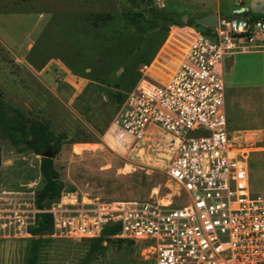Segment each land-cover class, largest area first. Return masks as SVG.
Segmentation results:
<instances>
[{
  "label": "rangeland",
  "instance_id": "obj_1",
  "mask_svg": "<svg viewBox=\"0 0 264 264\" xmlns=\"http://www.w3.org/2000/svg\"><path fill=\"white\" fill-rule=\"evenodd\" d=\"M199 10L193 0H0V99L19 119L65 135L51 158L63 193L93 204L175 194L163 174L162 136L120 149L111 121L184 28L202 30L190 24ZM257 53L225 58L222 71L228 130L248 149L249 189L264 194V59ZM40 157L17 151L0 133V264H153L124 240L31 237Z\"/></svg>",
  "mask_w": 264,
  "mask_h": 264
},
{
  "label": "built area",
  "instance_id": "obj_2",
  "mask_svg": "<svg viewBox=\"0 0 264 264\" xmlns=\"http://www.w3.org/2000/svg\"><path fill=\"white\" fill-rule=\"evenodd\" d=\"M243 8L201 31L184 28L152 74L143 73L119 103L111 131L120 149L162 136L168 199L93 204L60 193L48 209L53 232L69 240L139 244L153 264H264V194L249 189L244 139L228 130L224 59L264 36V21Z\"/></svg>",
  "mask_w": 264,
  "mask_h": 264
},
{
  "label": "trees",
  "instance_id": "obj_3",
  "mask_svg": "<svg viewBox=\"0 0 264 264\" xmlns=\"http://www.w3.org/2000/svg\"><path fill=\"white\" fill-rule=\"evenodd\" d=\"M156 16L160 19L171 21L170 18L164 17L160 13H156ZM250 18L253 21H264V16H250ZM190 24L193 27H200L194 23V19ZM0 133L4 135L10 145L17 151L26 149L31 151L36 156H41L45 152H48L51 156L56 155L59 152L62 141L65 138V135L62 133L56 135L53 134L48 124L44 121L22 120L19 119L16 114L9 113L1 99ZM51 158L52 157H40L38 164V172L43 179V185L34 195L33 205L37 212L34 215L33 226L27 231L31 237H37V239L50 236L52 234V218L49 214L45 213L44 210L48 209L64 190V183L60 181L58 173L53 169ZM116 232L117 229L115 227L108 226L102 230L100 237L92 240H96V242L101 243L108 240L106 237L107 235H112ZM29 255H31V253ZM87 257L88 254L86 258Z\"/></svg>",
  "mask_w": 264,
  "mask_h": 264
},
{
  "label": "crops",
  "instance_id": "obj_4",
  "mask_svg": "<svg viewBox=\"0 0 264 264\" xmlns=\"http://www.w3.org/2000/svg\"><path fill=\"white\" fill-rule=\"evenodd\" d=\"M194 3L199 4L200 10L196 13L199 14L197 17H202L209 14H215L217 17H228L233 10L238 8H243L247 11L248 16H264V0H193ZM196 17V18H197ZM261 40V44L258 43L256 46L250 45L244 50L237 52L234 55L239 53H257L261 54L264 59V36L259 37ZM232 66V58L229 60L228 69ZM230 81V80H229ZM228 78L226 80V89L231 90L229 85ZM236 90V89H234ZM262 90L264 91V83L262 86ZM225 113V109H224ZM226 116V115H225Z\"/></svg>",
  "mask_w": 264,
  "mask_h": 264
},
{
  "label": "water",
  "instance_id": "obj_5",
  "mask_svg": "<svg viewBox=\"0 0 264 264\" xmlns=\"http://www.w3.org/2000/svg\"><path fill=\"white\" fill-rule=\"evenodd\" d=\"M216 19H217V16L215 14H209V15L195 18L194 23L202 27L211 28L216 25ZM41 157L48 158L52 156L48 152H45L41 155Z\"/></svg>",
  "mask_w": 264,
  "mask_h": 264
},
{
  "label": "bare ground",
  "instance_id": "obj_6",
  "mask_svg": "<svg viewBox=\"0 0 264 264\" xmlns=\"http://www.w3.org/2000/svg\"><path fill=\"white\" fill-rule=\"evenodd\" d=\"M149 69V68H148Z\"/></svg>",
  "mask_w": 264,
  "mask_h": 264
}]
</instances>
